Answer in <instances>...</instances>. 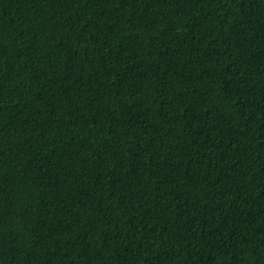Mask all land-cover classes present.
I'll return each instance as SVG.
<instances>
[{"label":"trees","instance_id":"1","mask_svg":"<svg viewBox=\"0 0 264 264\" xmlns=\"http://www.w3.org/2000/svg\"><path fill=\"white\" fill-rule=\"evenodd\" d=\"M0 264H264V0H0Z\"/></svg>","mask_w":264,"mask_h":264}]
</instances>
